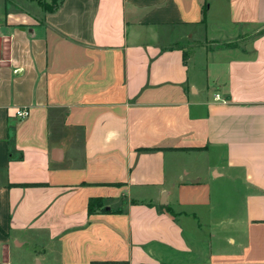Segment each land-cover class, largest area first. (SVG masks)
<instances>
[{"label":"crops","instance_id":"1","mask_svg":"<svg viewBox=\"0 0 264 264\" xmlns=\"http://www.w3.org/2000/svg\"><path fill=\"white\" fill-rule=\"evenodd\" d=\"M37 1L0 0V264H264V0Z\"/></svg>","mask_w":264,"mask_h":264},{"label":"trees","instance_id":"2","mask_svg":"<svg viewBox=\"0 0 264 264\" xmlns=\"http://www.w3.org/2000/svg\"><path fill=\"white\" fill-rule=\"evenodd\" d=\"M62 1L63 0H53V2L51 4L53 6V8H51L50 5H45L44 8L48 12H54V11H56L59 8V6L62 3ZM97 202H98V200H96V199L90 201V203H89L90 214H92L94 212V208L96 207Z\"/></svg>","mask_w":264,"mask_h":264},{"label":"built area","instance_id":"3","mask_svg":"<svg viewBox=\"0 0 264 264\" xmlns=\"http://www.w3.org/2000/svg\"><path fill=\"white\" fill-rule=\"evenodd\" d=\"M29 115H30V110L29 109H19L16 112V116L20 120H24V119L28 118Z\"/></svg>","mask_w":264,"mask_h":264},{"label":"rangeland","instance_id":"4","mask_svg":"<svg viewBox=\"0 0 264 264\" xmlns=\"http://www.w3.org/2000/svg\"><path fill=\"white\" fill-rule=\"evenodd\" d=\"M37 2H38V4H39L41 7H43V8H44L45 5H50V7L53 8V6L51 5L52 2H51V4H48V3H46V2H44V1H42V0H38Z\"/></svg>","mask_w":264,"mask_h":264},{"label":"water","instance_id":"5","mask_svg":"<svg viewBox=\"0 0 264 264\" xmlns=\"http://www.w3.org/2000/svg\"><path fill=\"white\" fill-rule=\"evenodd\" d=\"M167 203L166 195L163 194L161 204L165 205Z\"/></svg>","mask_w":264,"mask_h":264}]
</instances>
